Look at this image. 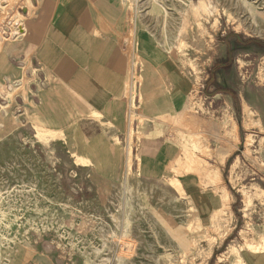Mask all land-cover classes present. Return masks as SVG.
<instances>
[{
    "label": "rangeland",
    "instance_id": "374dc122",
    "mask_svg": "<svg viewBox=\"0 0 264 264\" xmlns=\"http://www.w3.org/2000/svg\"><path fill=\"white\" fill-rule=\"evenodd\" d=\"M124 3L130 49L139 30L179 62L188 108L147 129L132 86L125 137L93 141L121 149L126 166L101 200L84 153L92 140L32 119L25 85L1 84L0 264H241L246 249L264 250V0ZM35 5L0 0V49ZM225 38L240 43L226 49ZM156 131L179 155L145 171L140 146ZM65 148L83 153L74 165Z\"/></svg>",
    "mask_w": 264,
    "mask_h": 264
},
{
    "label": "crops",
    "instance_id": "0c3cea01",
    "mask_svg": "<svg viewBox=\"0 0 264 264\" xmlns=\"http://www.w3.org/2000/svg\"><path fill=\"white\" fill-rule=\"evenodd\" d=\"M35 11L21 27V38L0 49V85L23 83L32 119L52 131L68 128L71 139L72 133L85 132L83 137L92 140L84 152L91 156L89 180L102 200L108 193L103 188L123 181L126 166L121 149L93 141L110 143L125 137L133 85L141 95L142 103L134 102L149 121L147 129L157 116L183 114L189 103L188 77L176 59L157 50L139 30L130 49L124 0H36ZM239 43L236 38L224 39L226 49ZM225 63L221 59L216 68ZM149 138L140 146L143 170L178 158L177 144H160L157 131L153 140ZM65 149L73 165L72 156L83 154ZM241 262L264 264V250L246 249Z\"/></svg>",
    "mask_w": 264,
    "mask_h": 264
},
{
    "label": "built area",
    "instance_id": "2783aa9c",
    "mask_svg": "<svg viewBox=\"0 0 264 264\" xmlns=\"http://www.w3.org/2000/svg\"><path fill=\"white\" fill-rule=\"evenodd\" d=\"M3 7H5V6L3 5ZM26 15H28V10L27 9H26ZM16 26H17L16 29L18 30V32H19V30H22V29H20V27H23V25L21 23L17 22ZM23 31L24 30H22L21 34H18L17 31H16V33H11L10 30L6 29V32H4V34L7 36V38H10V37L14 38L16 35H22ZM124 253L129 254V253H131V251L129 250V248H124Z\"/></svg>",
    "mask_w": 264,
    "mask_h": 264
},
{
    "label": "bare ground",
    "instance_id": "6f19581e",
    "mask_svg": "<svg viewBox=\"0 0 264 264\" xmlns=\"http://www.w3.org/2000/svg\"><path fill=\"white\" fill-rule=\"evenodd\" d=\"M197 7L198 6H194V7H192V11H193V13H197ZM210 14V13H209ZM198 23V22H197ZM20 29H22L21 27H20ZM16 31L18 32V30L16 29ZM21 32H22V30H19V32H18V34H21ZM229 152V151H228ZM224 161H222V163H223ZM226 203V202H225ZM212 205H213V207L214 206H216V202H215V200H213V203H212ZM171 215V214H170ZM169 220V219H168ZM166 221V220H165ZM166 223H168L167 221H166ZM171 223V222H170Z\"/></svg>",
    "mask_w": 264,
    "mask_h": 264
},
{
    "label": "trees",
    "instance_id": "16d2710c",
    "mask_svg": "<svg viewBox=\"0 0 264 264\" xmlns=\"http://www.w3.org/2000/svg\"><path fill=\"white\" fill-rule=\"evenodd\" d=\"M250 42H252V41H250ZM254 42V41H253ZM223 93H228V92H226V91H222Z\"/></svg>",
    "mask_w": 264,
    "mask_h": 264
}]
</instances>
